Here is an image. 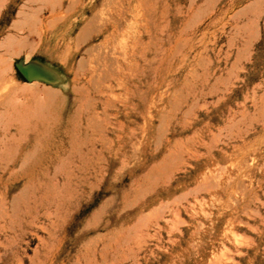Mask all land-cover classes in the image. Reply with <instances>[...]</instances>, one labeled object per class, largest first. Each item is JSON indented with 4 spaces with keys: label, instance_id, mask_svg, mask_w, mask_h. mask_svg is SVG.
<instances>
[{
    "label": "rangeland",
    "instance_id": "1",
    "mask_svg": "<svg viewBox=\"0 0 264 264\" xmlns=\"http://www.w3.org/2000/svg\"><path fill=\"white\" fill-rule=\"evenodd\" d=\"M113 1L0 0V264H264V0Z\"/></svg>",
    "mask_w": 264,
    "mask_h": 264
},
{
    "label": "water",
    "instance_id": "2",
    "mask_svg": "<svg viewBox=\"0 0 264 264\" xmlns=\"http://www.w3.org/2000/svg\"><path fill=\"white\" fill-rule=\"evenodd\" d=\"M15 68L18 71V73L26 81H32V80H43L46 82H53L54 81V76H53L52 72L50 70L46 69L44 66L39 65L37 63L16 62Z\"/></svg>",
    "mask_w": 264,
    "mask_h": 264
},
{
    "label": "bare ground",
    "instance_id": "3",
    "mask_svg": "<svg viewBox=\"0 0 264 264\" xmlns=\"http://www.w3.org/2000/svg\"><path fill=\"white\" fill-rule=\"evenodd\" d=\"M72 1V0H71ZM77 0H75V2H76ZM115 1V0H114ZM113 1V2H114ZM139 3H142V1L143 0H137ZM59 2H60V0H59ZM79 2H80V0H79ZM78 2V3H79ZM116 2H118V1H116ZM146 2V1H145ZM77 3V4H78ZM106 3V2H105ZM115 3V2H114ZM58 4V3H57ZM146 4V3H145ZM59 5V7H60V4H58ZM67 5H72L71 4V2L69 3V4H67ZM74 5V4H73ZM149 5V4H148ZM76 6H78V5H76ZM76 6H75V8H76ZM58 7V6H57ZM48 8V7H47ZM71 8H73L72 6H71ZM122 8V7H121ZM52 9H54V8H52ZM61 9H63V8H61ZM45 10V9H44ZM68 10V9H67ZM40 11H42V9L40 10ZM50 11H52L53 12V10H50ZM69 12H70V10H68ZM152 11H154L153 9H152ZM61 12V11H60ZM63 12H64V10H63ZM62 12V13H63ZM109 12V9H108V11H107V13ZM117 12V11H116ZM149 14V13H148ZM109 15H111V14H109ZM147 15V14H146ZM150 15V14H149ZM41 16H42V13H41ZM56 17V16H55ZM54 17V18H55ZM59 17V16H58ZM104 17V16H103ZM57 18V17H56ZM112 18V17H111ZM57 19H59V18H57ZM103 19V18H102ZM114 19V18H113ZM126 19V18H125ZM47 20V19H46ZM115 20V19H114ZM58 21V20H57ZM93 21V20H92ZM108 21V20H107ZM103 22H104V20H103ZM101 23H102V20H101ZM100 23V24H101ZM101 26V25H100ZM91 20L89 19V22H87L85 25H83L82 27H81V29L79 30V33L78 34H80L79 36H81V37H83V36H85V35H89V32H90V29H91ZM96 28H98V27H96ZM30 30V29H29ZM121 30V29H120ZM119 30V31H120ZM31 31V30H30ZM103 33V32H102ZM114 34H112V36H113ZM114 37V36H113ZM86 38H87V36H86ZM115 38V37H114ZM119 38H120V36H119ZM113 41H115L114 39H113ZM109 42V41H108ZM126 43V42H125ZM130 46V45H129ZM101 80V79H100ZM99 84V83H98ZM84 177V176H83ZM28 179V178H27ZM27 181V180H26ZM29 182V181H28ZM85 182H86V180H85ZM27 183V182H26ZM39 183V182H38ZM87 184V183H86ZM21 258V257H20Z\"/></svg>",
    "mask_w": 264,
    "mask_h": 264
},
{
    "label": "crops",
    "instance_id": "4",
    "mask_svg": "<svg viewBox=\"0 0 264 264\" xmlns=\"http://www.w3.org/2000/svg\"><path fill=\"white\" fill-rule=\"evenodd\" d=\"M19 83H20L21 85L27 86V85H32L34 82L20 81Z\"/></svg>",
    "mask_w": 264,
    "mask_h": 264
},
{
    "label": "trees",
    "instance_id": "5",
    "mask_svg": "<svg viewBox=\"0 0 264 264\" xmlns=\"http://www.w3.org/2000/svg\"><path fill=\"white\" fill-rule=\"evenodd\" d=\"M21 79H23L21 76H20Z\"/></svg>",
    "mask_w": 264,
    "mask_h": 264
}]
</instances>
